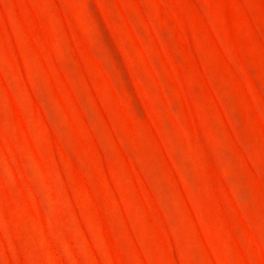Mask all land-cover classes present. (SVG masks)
Instances as JSON below:
<instances>
[{
    "label": "rangeland",
    "instance_id": "374dc122",
    "mask_svg": "<svg viewBox=\"0 0 264 264\" xmlns=\"http://www.w3.org/2000/svg\"><path fill=\"white\" fill-rule=\"evenodd\" d=\"M0 264H264V0H0Z\"/></svg>",
    "mask_w": 264,
    "mask_h": 264
}]
</instances>
